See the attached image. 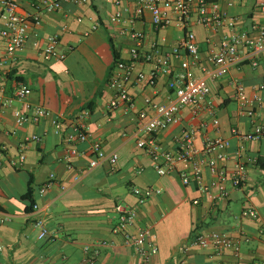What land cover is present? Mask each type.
Masks as SVG:
<instances>
[{
	"label": "crops",
	"instance_id": "1",
	"mask_svg": "<svg viewBox=\"0 0 264 264\" xmlns=\"http://www.w3.org/2000/svg\"><path fill=\"white\" fill-rule=\"evenodd\" d=\"M15 1L24 11L39 15L40 21L32 18L25 45L14 54L7 53L6 40L0 35V264H87L85 245L100 248L96 264H136L140 257L135 249L113 232L120 221L117 203L137 209L132 231L139 227L152 230L159 247L152 264H264V234L259 232L264 223V167L260 164L264 136L244 141L232 131L236 127L252 132L257 124H264V89H257L264 80V51L255 55L257 66L246 61L230 67L223 77L208 79L219 124L205 110L194 115L193 106L188 105L167 128L151 134L145 124L154 115L152 103H166L174 96L169 81L181 71L180 59L173 60L170 74L158 75L155 85L146 80L131 83L133 107L110 108L115 91L108 80L116 65L115 53L118 60L133 65L134 78L139 72L149 76L154 68L153 63L132 60L134 41L126 25L110 20L121 8L117 0L64 2L55 11L42 9L38 0ZM136 1L122 0L121 5L134 8ZM216 1L221 11L236 17L238 27L250 31L253 38L264 26L260 0ZM171 16L175 19L176 13L171 11ZM195 19L185 28L175 22L157 27L146 11L134 27L145 33L148 48L154 42L174 47L186 29L193 30L201 55L198 63H190L188 73L200 76L203 67L212 65L206 39L219 41L220 32ZM52 36L56 37L57 55L45 52ZM18 82L31 88L25 99L14 94ZM237 83L244 86L247 97L252 98L256 91L262 97L251 117L241 113ZM27 104L44 106L50 115L20 125L15 111L29 114ZM86 111L90 137L69 141L73 121ZM185 128L195 130L194 145L199 149L207 137L227 139L230 145L224 163L229 169L235 166L236 151L244 146L246 180L241 187L230 188L227 198L212 199L198 189L195 179L185 184L180 173L191 172V162H177L167 174H159L152 156L138 146L140 139H152L162 149L177 153L178 138ZM36 135L39 138H33ZM96 141L109 155L117 154V161L105 159L90 167ZM22 143L26 144L24 150ZM73 148L77 154H70ZM22 154L25 159L21 162ZM51 174L52 184L42 194L40 187ZM203 174L209 181L207 167ZM34 203L39 204V210H34ZM248 207L259 213L258 218L245 214ZM5 215H10V220H4ZM37 218L45 221L46 238L38 237ZM211 230L226 231L240 239V257L230 250L215 255L211 248L192 243L196 232Z\"/></svg>",
	"mask_w": 264,
	"mask_h": 264
},
{
	"label": "built area",
	"instance_id": "2",
	"mask_svg": "<svg viewBox=\"0 0 264 264\" xmlns=\"http://www.w3.org/2000/svg\"><path fill=\"white\" fill-rule=\"evenodd\" d=\"M39 7L46 11H55L62 7L64 2L86 3L88 0H38ZM120 4V10L115 12L110 20L123 25L128 36L134 41L131 47V58L133 61H143L153 63L154 68L147 76L144 72H139L134 78L133 65L117 60L116 65L109 76V85L115 91V97L110 102V108L124 106L129 109L134 106L129 88L132 82L146 80L148 84L155 85L159 74H170L171 65L174 59H180L181 71L177 72L169 81V87L173 90L174 96L166 103H152L154 115L145 124V130L151 134L167 128L176 119L182 107L192 105L193 114L201 110L207 111L214 118V123L219 124V119L215 117V104L211 95V87L208 83L209 78L217 79L223 77L229 72L233 65H241L250 61L252 66H257L258 61L255 55L264 51V26L258 28V34L253 38L248 30H242L238 27L236 17L230 16L221 11L219 3L216 0H137L134 8L129 5H121L122 0H117ZM260 7L264 12V0H260ZM146 11H150L151 19L157 27H165L175 22L176 25L187 27L188 24L195 21L213 32H220L219 41L208 37V53L211 60V67H203V75L192 76L188 73L190 63H198L201 50L197 41V36L193 30L186 29L185 34L180 39L178 45L165 48L164 45L154 42L149 48L145 46V33L134 27L135 23L143 17ZM171 11L176 13L173 19ZM124 12L127 15H124ZM0 17L4 20V28L0 29V35L6 40V50L8 54L22 50L28 37L31 20L34 18L40 21L39 15H31L24 11L15 0H0ZM227 29V32H222ZM49 44L45 50L48 55H57L55 49L56 37H50ZM192 58L193 62L190 61ZM236 97L240 103L241 113L248 117L254 114L256 103L262 100V97L256 91L252 98L244 93V86L236 84ZM257 89H264V80ZM31 93V88L24 82H18L14 94L19 99L27 98ZM30 113L15 111V117L18 124L25 122H38L41 118L50 115V110L41 105L31 106L27 104ZM89 113L84 112L80 120L73 121L71 132L68 135L69 141H84L91 135L86 119ZM233 133L241 140L251 141L259 140L264 136V124H257L252 132H242L236 127ZM2 129L0 128V135ZM195 130L185 128L178 138L179 150L173 153L162 149L156 145L152 139H140L138 146L145 148L152 156L159 174L164 175L171 171L177 162L188 161L192 163V171H181L180 175L185 184H189L192 179L196 180L198 189L212 199H224L230 195V188L241 187L246 180L247 162L245 149L242 145L236 151V163L233 169H229L224 163L227 157V148L230 143L222 137H207L201 149L195 147ZM33 138H39L37 135ZM26 147L21 144V150ZM93 157L90 161V167H95L105 159L112 162L117 161L118 155H109L101 146V143L92 144ZM78 150L73 148L70 154H77ZM70 156L66 160L70 161ZM245 157V158H244ZM22 154L20 161H24ZM160 159L164 162L160 163ZM248 161L251 158L247 157ZM2 161L0 160V166ZM208 168L211 173L209 181L204 179V168ZM40 187L43 194L52 184V178ZM137 193L139 189L135 190ZM150 191H147V195ZM34 210H39L38 203L33 204ZM116 210L120 214V221L114 233L123 236L125 242L135 249L140 257L136 264H152L153 257L158 253L159 247L153 241L152 230L148 227H139L135 231L130 228L138 217L136 208L123 203L116 204ZM245 214L258 218L259 213L252 207H248ZM4 220H10V215H5ZM38 228L39 238H46L49 231L43 218H37L34 222ZM259 232L264 234V223ZM245 240H250L245 236ZM193 244L204 248H211L215 255H223L230 250L237 258L241 255V240L232 237L226 231L211 230L208 232H196L192 240ZM85 263L96 264L101 250L98 247L84 246ZM1 264H9L3 262Z\"/></svg>",
	"mask_w": 264,
	"mask_h": 264
},
{
	"label": "trees",
	"instance_id": "3",
	"mask_svg": "<svg viewBox=\"0 0 264 264\" xmlns=\"http://www.w3.org/2000/svg\"><path fill=\"white\" fill-rule=\"evenodd\" d=\"M115 58H116V61L119 58L117 53H115ZM260 164L264 167V159L263 158L260 159Z\"/></svg>",
	"mask_w": 264,
	"mask_h": 264
}]
</instances>
